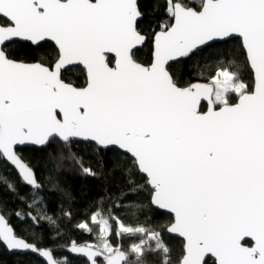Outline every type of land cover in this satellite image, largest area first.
<instances>
[{"label": "snow or ice", "instance_id": "6c2138e0", "mask_svg": "<svg viewBox=\"0 0 264 264\" xmlns=\"http://www.w3.org/2000/svg\"><path fill=\"white\" fill-rule=\"evenodd\" d=\"M163 12L159 30L145 31L139 0H0V159L32 188L28 207L39 213L43 186L19 146L82 138L118 147L146 175L151 202L174 214L168 231L183 238L179 264H208L209 257L214 264H264V0H164ZM233 36L253 85L231 70L235 61L207 82H177L171 61ZM149 37V58L141 61L137 53ZM45 41L54 42L52 60L30 62L9 52L17 42L40 48ZM74 64L84 66L82 85L64 78ZM0 183L16 191L7 176ZM16 215L38 223L32 212ZM90 219L97 242L72 241L70 250L91 264L97 257L104 264H142L149 251H162L169 264L160 232L125 224L111 209L98 208ZM77 227L93 232L87 221ZM113 231L140 239L124 249L113 245ZM0 243L37 253L46 264H65L51 248L18 235L2 213Z\"/></svg>", "mask_w": 264, "mask_h": 264}, {"label": "trees", "instance_id": "16d2710c", "mask_svg": "<svg viewBox=\"0 0 264 264\" xmlns=\"http://www.w3.org/2000/svg\"><path fill=\"white\" fill-rule=\"evenodd\" d=\"M141 9L145 12L139 21L142 30L151 31L156 28L158 20L164 19V0H139ZM199 3V0H195ZM10 54L30 62L38 61L41 57L52 60L55 57V47L48 41L40 48L25 46V42L9 45ZM151 50V37L138 51L141 61H147ZM243 50L239 38L215 42L191 54L188 58L169 65L174 78L182 86L197 81L207 82L217 68L231 64V70L238 71L241 79L253 85L250 68L245 63ZM68 82L82 85L85 80L83 68L79 66L68 68L64 72ZM236 95L230 97L235 102ZM206 105L202 104L205 110ZM22 157L33 167L43 190L38 192L44 197L45 207L37 213L35 208H29L32 198V188L21 182L16 172L0 159L3 172L10 169L14 177L16 191H10L7 184L0 183V210L7 217L8 222L15 228L18 235L38 247H48L53 250L58 260L65 264H88L81 257H73L63 251L72 241L78 244L96 243L97 229L90 218L98 208L107 214L111 209L114 216L125 224H143L161 233L163 241L169 248L167 259L169 264H179L182 256L183 241L169 236L166 227L172 222L170 214L152 207L151 189L146 178L139 174L133 159L121 153L116 148L101 149L94 144L82 141L62 143L52 140L44 148L18 149ZM63 155L61 163L59 156ZM59 164V167L56 165ZM91 168L95 175H85L80 165ZM32 212L37 216L38 223L34 224L30 218L21 219L16 213ZM70 213L71 215H65ZM51 216L56 223L47 220ZM87 221L93 232L90 234L81 230L77 225ZM115 228V223L113 222ZM113 245L119 244L127 249L131 243L138 242L140 237L123 236L118 238L113 231L111 235ZM249 243V242H248ZM154 247V245H153ZM165 255L162 251H149L143 256L142 264H164ZM98 262H103L99 259ZM0 264H45L31 254L10 253L0 243ZM208 264L214 261L208 258Z\"/></svg>", "mask_w": 264, "mask_h": 264}, {"label": "water", "instance_id": "95a60500", "mask_svg": "<svg viewBox=\"0 0 264 264\" xmlns=\"http://www.w3.org/2000/svg\"><path fill=\"white\" fill-rule=\"evenodd\" d=\"M232 38H239V37H238V36H233ZM229 39H231V38H229ZM229 39H227V40H229ZM222 41H226V40H222ZM45 42H46V41H45ZM48 42H50V43L55 47L54 42H52V41H48ZM215 42H221V41L209 42L208 44H206V45H204V46H201L198 50H201V49H203L204 47H206V46H208V45H210V44H212V43H215ZM240 42H241V41H240ZM42 43H43V42H41V44H42ZM141 47H142V46H141ZM141 47H140V48H141ZM140 48H139V49H140ZM198 50H196V51H198ZM196 51H195V52H196ZM189 56H190V55H189ZM189 56H188V57H189ZM188 57H185V58H178L176 61H171L170 64H171V63L178 62V61L183 60V59H186V58H188ZM75 66H79V67L83 68V70H84V74H85V76H86L84 66L81 65V64L70 65V66H68V68L75 67ZM250 71H251V69H250ZM251 73H252V71H251ZM252 77H253V84H254V76H253V73H252ZM197 82H200V81H197ZM194 83H196V82H194ZM201 83H203V82H201ZM236 101H237V99H236ZM202 104H205V105H206L205 110H207V102L204 101V102H202ZM57 140H58V139H57ZM59 141H60V140H59ZM70 141L89 142V143L94 144L96 147L101 148V147H99L94 141H91V140H85V139H82V138H73V139H71ZM60 142H61V141H60ZM28 147H33V148H44L45 146H37V145H34V144H26V145H24V146H19V147L17 148V151H18V149L28 148ZM110 148H116V149L119 150L121 153L126 154V155H128V156L131 157V154L126 153L124 150H121V149H119L118 147L112 146V147H110ZM101 149H105V148H101ZM131 158H132V157H131ZM5 162H6V161H5ZM6 163H7V162H6ZM7 164H8V166H10V167L16 172L15 168H13V166H12L11 164H9V163H7ZM137 171H138V170H137ZM138 172H139V171H138ZM16 174H17V172H16ZM139 174L143 175V176L146 178V175H145V174H142V173H140V172H139ZM17 175H18V174H17ZM25 185H26V184H25ZM26 186H28V185H26ZM148 186H149V188L151 189V186H150V185H148ZM28 187H29V186H28ZM30 188H31V187H30ZM150 202H151V199H150ZM151 205H152V207H154L155 209H157V210H159V211H161V212H164V213L170 214V215L172 216V222L174 221V214L171 213L170 210H168V209H162V208H160L158 205H154L152 202H151ZM0 213L3 214V212H2L1 210H0ZM3 215H4V214H3ZM4 217H5V219L7 220V217H6L5 215H4ZM7 221H8V220H7ZM172 222H171V223H172ZM171 223H170V224H171ZM170 224L166 227V230H165L166 233H167L169 236L179 238V239H181V240L183 241V238H182L181 236H179V234H177V233H170V232L168 231V227L170 226ZM247 242H249V245L251 244L250 239H249ZM183 243H184V241H183ZM5 247H6V246H5ZM6 248H7V247H6ZM70 248H71V245H69V246L63 248V251L66 252L67 254L73 256V257H81V258L85 259L86 262H87L88 264H91L89 258H88L85 254H83V253H75V252H72V251L70 250ZM7 250H8L10 253H16V254H31V255H33V256L39 258L41 261H43V262L46 264V260H45V258L41 257V256L38 255L37 253H34V252L30 251V250H29V251H24V250H9V249H7ZM99 259H103V262H98ZM209 259L213 260V258H211V257H209ZM96 260H97V264H104V258H103V257H97ZM213 261H214V260H213Z\"/></svg>", "mask_w": 264, "mask_h": 264}, {"label": "rangeland", "instance_id": "374dc122", "mask_svg": "<svg viewBox=\"0 0 264 264\" xmlns=\"http://www.w3.org/2000/svg\"><path fill=\"white\" fill-rule=\"evenodd\" d=\"M3 176H7L14 183V177H13L12 173L10 172V169H7L6 172H3V170L1 169V166H0V177H3ZM90 221H91V219H90ZM95 228H96V226H95ZM97 231H98V229H97Z\"/></svg>", "mask_w": 264, "mask_h": 264}, {"label": "flooded vegetation", "instance_id": "af4514ba", "mask_svg": "<svg viewBox=\"0 0 264 264\" xmlns=\"http://www.w3.org/2000/svg\"><path fill=\"white\" fill-rule=\"evenodd\" d=\"M235 102H236V101H235ZM235 102H234V103H235Z\"/></svg>", "mask_w": 264, "mask_h": 264}]
</instances>
